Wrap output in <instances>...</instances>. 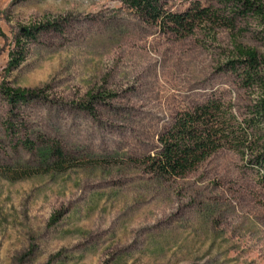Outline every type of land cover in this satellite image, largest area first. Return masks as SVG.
<instances>
[{
    "label": "rangeland",
    "instance_id": "374dc122",
    "mask_svg": "<svg viewBox=\"0 0 264 264\" xmlns=\"http://www.w3.org/2000/svg\"><path fill=\"white\" fill-rule=\"evenodd\" d=\"M234 43L264 58V17L177 37L120 0H0V86L39 95L10 114L0 94V264H264V183L235 151L182 178L140 164L178 112L258 99L225 69ZM42 138L76 167L49 170Z\"/></svg>",
    "mask_w": 264,
    "mask_h": 264
},
{
    "label": "trees",
    "instance_id": "16d2710c",
    "mask_svg": "<svg viewBox=\"0 0 264 264\" xmlns=\"http://www.w3.org/2000/svg\"><path fill=\"white\" fill-rule=\"evenodd\" d=\"M120 1L147 23L177 37L191 35L194 29L203 25H225L232 29L236 18L257 21V17L261 20L264 17L263 5L257 0H218L220 7L217 8L194 2L181 13L167 10L161 0ZM224 14L230 17H224ZM31 30L24 34L28 41L34 39L39 28ZM24 54L22 45L12 56L11 67H17L24 60ZM233 54L234 58L228 60L225 69L236 76L242 89L258 94V99L256 97L241 116L219 97L178 112L173 124L158 138V150L140 161L148 173L161 178H182L215 152L230 149L245 160L246 166L258 173L264 183V58L254 49L237 43L233 44ZM0 94L10 108V114L39 98L36 92L4 85L0 86ZM86 109L92 113L89 106ZM5 127L7 133L16 131L10 121ZM41 140L44 148L41 157L49 170L60 172L76 167L73 158L65 154L56 141ZM20 144L27 151L34 149V142L27 138ZM27 176L29 173L20 177Z\"/></svg>",
    "mask_w": 264,
    "mask_h": 264
}]
</instances>
